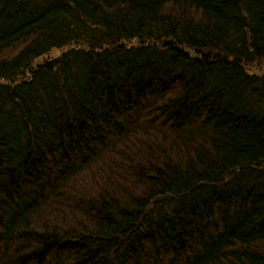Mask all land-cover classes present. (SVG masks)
<instances>
[{"label": "trees", "instance_id": "trees-1", "mask_svg": "<svg viewBox=\"0 0 264 264\" xmlns=\"http://www.w3.org/2000/svg\"><path fill=\"white\" fill-rule=\"evenodd\" d=\"M0 264H264V0H0Z\"/></svg>", "mask_w": 264, "mask_h": 264}, {"label": "rangeland", "instance_id": "rangeland-1", "mask_svg": "<svg viewBox=\"0 0 264 264\" xmlns=\"http://www.w3.org/2000/svg\"><path fill=\"white\" fill-rule=\"evenodd\" d=\"M60 52H61V50L54 49L48 55H45V56L41 57L39 60H37L34 65H36L37 63H40V62H44L47 59H52V58L56 57Z\"/></svg>", "mask_w": 264, "mask_h": 264}, {"label": "bare ground", "instance_id": "bare-ground-1", "mask_svg": "<svg viewBox=\"0 0 264 264\" xmlns=\"http://www.w3.org/2000/svg\"><path fill=\"white\" fill-rule=\"evenodd\" d=\"M55 49H58V50H60L59 48H55ZM54 50V49H53Z\"/></svg>", "mask_w": 264, "mask_h": 264}]
</instances>
